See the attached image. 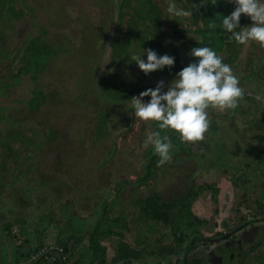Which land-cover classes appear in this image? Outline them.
Returning a JSON list of instances; mask_svg holds the SVG:
<instances>
[{
    "label": "rangeland",
    "instance_id": "rangeland-1",
    "mask_svg": "<svg viewBox=\"0 0 264 264\" xmlns=\"http://www.w3.org/2000/svg\"><path fill=\"white\" fill-rule=\"evenodd\" d=\"M9 1L8 5L0 6L1 14L7 19L13 14L19 18L8 22L0 15V45L7 47L3 53L8 55L3 60L0 57V78L16 73L20 64L15 61L16 68L11 69L14 66L10 62L13 55L10 50L42 35L38 46L47 60L44 63L47 69L39 81L47 93L57 92L54 99L63 106L49 105L32 117L27 115L30 112L28 99L34 94L31 90L29 93L32 83L24 76L15 86L3 90L4 96L0 94V262H12L14 243L19 241L6 235V225H11L16 232L20 228L18 224L27 221L24 224L27 235L36 231L45 244L54 246L58 235L63 238L73 233L75 229L70 225L76 226V220L83 221L82 229L92 228L101 210L108 209L111 218H120L124 224L107 223L104 229L122 233L121 241L138 252L131 264H158L159 261L161 264H177L176 256L161 259L160 249L168 247L172 241L173 216H184L182 207L187 214L186 206L191 202L194 215L202 219L212 217V222L219 225L215 228L209 224V228L202 230L204 238H210L216 232L224 233L216 239L220 245H200L191 257L200 258L202 264H211L208 255L221 253L225 264H264V259L257 261L258 252L249 249L257 242L264 243L263 222L246 227L247 230L257 229L259 234L257 238L251 237L250 242L239 234L234 235V239L225 237L239 224L241 213L246 212L243 207L240 211L235 208L236 200L239 201L241 195L251 200L264 192V144L251 137L254 130L246 122L264 119V110L260 108H264V48L255 42L242 45L233 70L239 80L250 71H261L256 82L240 83L243 89L249 87L248 90L254 91L251 95H255L258 108L241 100L240 109L216 110L218 114L212 131L208 130L197 149L191 147L183 153L174 140L171 141L172 159L157 171L154 178L139 183L143 175V144L152 132V123L146 124L135 118L130 100L116 108L108 104L95 88L108 61L103 58V51L108 54L105 45L110 35L114 37L119 6L126 0ZM134 1L137 0H131L130 4L133 5ZM150 1L160 8L166 19L162 27L171 34L172 14L167 9L170 5L177 9L181 6L171 0ZM10 6L15 11L11 14L6 8ZM126 11L129 10L126 8ZM180 19L184 24L190 21V18ZM188 30L184 28L180 33L185 41L190 42L194 37L183 32ZM45 45L48 46L47 52L60 53L55 58L44 54ZM100 111L109 115L110 121L104 128L107 134L97 140L94 137ZM44 119L47 126L57 130V139L49 140V128H44L46 125L41 123ZM115 130L118 131L116 134L110 133ZM250 145L255 150L248 153ZM180 153L183 155L179 156ZM216 161L221 163L217 168ZM210 165L213 166L211 170H206ZM198 185L213 188L211 195L218 202H211L209 192L201 193L197 190ZM116 187H119L118 194L114 196ZM194 193L201 194L195 201ZM156 195L168 205L167 208L159 205L160 211L167 209V220L153 216L151 210L158 211ZM113 197L117 198L111 205ZM214 209L219 211L217 215ZM223 220L228 221V229L223 228ZM182 225L180 222V227ZM27 238L34 247V236ZM119 242L118 237L104 240L108 261L114 257ZM84 245L76 247L75 258L86 260L87 245ZM240 252H245V257ZM181 257L179 254L178 258ZM108 264L130 263L121 260Z\"/></svg>",
    "mask_w": 264,
    "mask_h": 264
},
{
    "label": "trees",
    "instance_id": "trees-1",
    "mask_svg": "<svg viewBox=\"0 0 264 264\" xmlns=\"http://www.w3.org/2000/svg\"><path fill=\"white\" fill-rule=\"evenodd\" d=\"M171 1L176 5H180V9L191 10L193 13V15L189 19L190 21L186 24L181 23L182 21L180 17L172 15V17L170 18L171 23H173V25H171V27L173 28H171V34L166 32V30L162 27V24L164 21H166V19L161 14V10L156 5V3L150 0H137L134 1L132 5L130 4L131 0H126L125 2L120 4L117 30L115 31L113 38L110 35V38L105 45V49H108V54L106 53L107 51H103V54L105 55L103 56V58H108V61L106 62V69L99 77L97 85L95 87L106 99V102L111 106L117 108L120 103L127 102V100H131L132 97H138L141 92L146 91L150 88L155 89L160 81H164V83L166 81L168 83H165V88L163 89L166 92L165 89L168 88V85L176 78V74L179 73L184 67L188 66V64L195 62V58L191 56V50L193 48L209 47L216 51L218 55L222 56L223 62L229 64L232 70L236 68V59L242 45L237 44L235 41L229 43L228 37L230 34L226 33L222 28L223 17L230 15L234 11L235 5L231 3L230 0ZM9 2V0H0V6L4 7L5 5H8ZM192 5H201V7H199V10H197ZM6 8L10 14L12 12H15L13 6ZM126 8L129 11H126ZM0 15H3V13L1 14L0 12ZM3 17H5L8 22L19 18L18 15L15 16V14L9 17V19H7L6 15H3L2 18ZM173 17L174 19H172ZM133 18H135V20H133ZM183 24L186 26H184ZM250 24V19L243 16L241 17V27L250 26ZM184 28L190 29L188 31H183L184 33H186L184 35L190 34L194 37L190 42L185 41L183 39L184 36H181V34L183 33H180V31H182ZM239 30L240 29H237V31ZM2 36L3 38H7L4 35ZM41 37L42 35H36L27 40L28 43H26L25 41L26 45H24L25 43H23L19 48L16 47V50H10V53L13 54L10 62L14 66L11 69L16 68L14 64L17 63L15 61H19L20 64L16 69V73L5 75L4 79L0 78V94H2L3 90L8 89L11 86H15L20 77H28L33 86H31V89H29V93L31 90L34 94H30L31 97L28 99L30 103V112H28L27 115L29 114L30 117H32L35 113L37 114L41 111H44L45 109L43 107L45 106H63V104L54 99V95H56L57 92L53 90L52 92L47 93L42 87L43 84L39 81V77L47 69V66L44 64L45 62H47V60L43 58L41 49L38 46ZM47 47L48 46L45 45L43 48L44 54H50L52 58H55L60 53L58 51L49 53L47 52ZM258 47L260 46L258 45ZM38 48L40 49L39 52ZM6 49L7 47L3 48L0 45V57L2 58V60L4 58H8V55L6 53H3ZM145 49L154 50L158 54V56L167 54L174 57V67H172L171 69L166 67L162 71H156L145 75L139 69L137 64L130 60V57L132 55H142V50ZM142 59L146 61L147 56L144 55ZM120 69L123 70L122 73ZM108 70L110 71L108 72ZM260 76L261 71L253 70L252 72L250 71L247 76H243L242 80L239 81L240 83L247 80V83H249L250 80H254V82H256L258 80V77ZM7 80L11 81V83H8ZM154 82L156 84H153ZM248 88H244L245 96L242 101L249 102L254 108H258L255 106L257 104L255 95H251V93H254V91L248 90ZM2 95L4 96V94ZM149 100L150 97L144 98L145 102ZM258 105L260 107L259 103ZM237 108L240 109V106ZM260 108L264 110L263 107ZM132 109L133 108L131 107V110ZM210 110H208V115L211 121L209 127V129L211 130L214 126L213 123L215 120V116H217L218 112L211 108ZM97 120L99 121V123L96 128L94 139L98 140L99 138L107 134L104 128L106 127L108 120L110 121V116L100 111L99 115H97ZM250 121L251 119L248 121L246 120L248 126L249 124L251 125L249 126V128L254 130V132L251 133V137L257 140L258 143L262 141V144H264V119H255L253 122L249 123ZM41 123L46 125L44 128H49V136L51 137L49 140L58 138L59 134L57 130H54L52 127L47 126L48 124L46 123L45 119L44 122L41 121ZM152 127L153 129L151 133L159 132L161 136L168 135L170 140H174L175 144H177L181 148L180 152L183 151V153H185L186 151L190 150L191 147H196L197 149V146L200 143H182L179 139L178 134H176L175 132L161 130L159 129L158 124L155 122H152ZM117 132L118 131L115 130L111 131L110 133L116 134ZM202 148L204 149V145ZM247 150L248 153H250L254 151L255 148L253 145H250L248 146ZM178 155L181 156L183 154L180 153ZM141 158L143 159V175L140 177L139 183H144L154 178L157 171L160 170V168H162L164 165H159V157L154 153V148L151 145L143 150ZM219 164L221 163L216 161L215 168H217ZM212 167L213 166L210 165L206 168V170H211ZM126 184L129 185V183ZM114 189L115 190L113 191V195L117 196L119 187H116ZM197 190H200L201 193L208 191L211 202H218L216 197L214 195H211L213 188L205 185H198ZM193 195L195 196L193 198V200L195 201L201 194L196 195V193H194ZM156 196L158 202V211L151 210L153 212V216H162L161 218H163V220H167V209L162 212L159 210V205L165 208H167L168 205L164 202H161L162 199L158 195ZM115 198L113 197L110 200L111 205L112 201H114ZM151 201L152 200H150L149 202ZM109 204L110 202H108V206ZM149 204L151 205L153 204V202ZM186 207L188 210L187 214L185 212V208L182 207L181 210L183 211L184 216H180L179 214L173 216V223L171 227L172 241L170 242L168 247L164 246L160 249V256H163L161 259L168 256H176L175 263L177 262V264H202L200 258L191 257L192 253L198 246L206 245V240H202L205 239L203 237L202 230L209 228V224H213L215 228L219 225L216 222H212V217L210 219H202L197 215H194V213L192 212L191 202H188V205ZM242 207L246 209V212L241 213L239 224L257 219L258 217H264V192L258 193V195H256L251 200L241 195L240 200H236L235 202V208L240 211ZM213 212L217 215L219 211H217V209H214ZM247 216H249L250 218H247ZM95 221L96 222L94 227L82 229L81 226L83 225V221L76 220V226L70 225L72 229H75L73 233L68 236H63V238L58 235L55 239L54 246L45 244L41 235L37 234L36 231H33V234H31L30 236L27 235L26 233L28 230L25 228L26 225H24L27 223V221L22 222L23 224H18L20 228L19 230H16V232L13 231L11 225H6L4 229L6 235L12 236V238L15 237V239L19 240L14 243L15 257L12 262H10V264H108L109 262L116 263L121 260L131 264L132 259L134 260L138 257V252L134 251V249L132 248H128L127 244L121 241V239L123 238L122 233L111 231L109 228L104 229V226H107V223H116L122 226L124 224L122 219L111 218L109 210L103 209L101 210L98 218H96ZM226 221L223 220L221 222H223V228L228 229L227 227L229 226V224L227 223L228 221ZM261 221L264 223L263 220ZM167 222H169V220ZM180 222L183 223L182 227H180ZM223 234L224 233L222 232H216L212 237H218ZM261 234H263L264 236V231H262ZM31 236H34L35 238L36 245L34 247H32V241L27 238ZM112 237H118L120 242L116 245V252L114 257L110 261H108V248L105 245L104 240L111 239ZM84 244L87 245V248L85 249L86 260H83V258H75V256L73 255L74 250H76L77 246L80 247ZM249 249L252 251H256V253L258 252L259 259L257 261H263V242H257L256 244L251 245ZM53 253H56L57 255L54 256ZM179 254H182L181 258H178ZM241 255L245 257L246 254L245 252H242ZM0 264L5 263L0 262ZM158 264H161L160 261Z\"/></svg>",
    "mask_w": 264,
    "mask_h": 264
},
{
    "label": "clouds",
    "instance_id": "clouds-1",
    "mask_svg": "<svg viewBox=\"0 0 264 264\" xmlns=\"http://www.w3.org/2000/svg\"><path fill=\"white\" fill-rule=\"evenodd\" d=\"M235 5L234 11L222 19V28L229 33L228 42L239 45L249 42L257 43L264 48V0H230ZM197 10L201 5H192ZM168 12L177 17L190 18L191 10L168 7ZM251 20L250 26L241 27V17ZM237 29H240L237 31ZM146 55L145 61L142 57ZM195 62L188 64L168 85L160 81L155 89H148L132 97L131 107L134 116L146 124L155 122L159 129L178 134L182 143L196 144L205 139L210 127L208 110L221 112L235 110L245 96L238 77L231 66L223 62V57L209 47H197L191 50ZM135 62L145 74L174 67L175 58L167 54L158 56L152 49L142 50V55H132ZM150 97L145 102L144 98ZM153 146L163 166L172 159L173 147L168 135L161 136L153 132L147 136L143 147Z\"/></svg>",
    "mask_w": 264,
    "mask_h": 264
},
{
    "label": "flooded vegetation",
    "instance_id": "flooded-vegetation-1",
    "mask_svg": "<svg viewBox=\"0 0 264 264\" xmlns=\"http://www.w3.org/2000/svg\"><path fill=\"white\" fill-rule=\"evenodd\" d=\"M256 220H258V222H255ZM261 220H263L264 221V217H258L257 219H253V220H251V221H249V224H247V222H246V224H244V222L243 223H241V224H238V225H236V227H234V228H232L231 230H230V232H232L234 229H236L237 227H240V226H244V227H242L239 231H237V232H235V233H233L231 236H229V237H231L232 239H234V235H236V234H239V236H242L243 237V239L244 240H246V241H248L247 239H250L251 237H253L255 234H256V236H255V238H257L258 236L257 235H259L258 234V232L256 233V230L257 229H250V230H247V228L246 227H252L253 225H255V223H260V222H262ZM247 230V231H246ZM218 237H210V238H205L206 239V243H210L209 245L211 246L212 244H214V246L215 245H220L221 243L217 240L216 241V239H217ZM220 240H222V239H220ZM212 247V246H211ZM208 250H209V248H208ZM206 252H208V251H206ZM241 253V252H240ZM240 253L238 254V257L240 258ZM206 254V253H205ZM213 256H214V254H212ZM207 256V255H206ZM216 257H221L222 258V262H221V264H225L224 263V255H222L221 253L220 254H217V255H215ZM211 258H212V256H210ZM214 261H216L217 262V260H215L214 259ZM212 264V263H211Z\"/></svg>",
    "mask_w": 264,
    "mask_h": 264
},
{
    "label": "water",
    "instance_id": "water-1",
    "mask_svg": "<svg viewBox=\"0 0 264 264\" xmlns=\"http://www.w3.org/2000/svg\"><path fill=\"white\" fill-rule=\"evenodd\" d=\"M255 222H258V220H256ZM242 227H244V226H240L236 231H232V232L226 234L225 237H229V236H231L233 233L239 231ZM256 233H257V230H256ZM255 236H256V234L254 235V237H255ZM247 240H248L247 242H250V241H251V239H247ZM245 241H246V240H245ZM210 256H212V258H211ZM208 258H209V261H210L212 264H221V262H222V258H221V257L213 256L212 253H211L210 255H208ZM214 259L217 260V262L214 261Z\"/></svg>",
    "mask_w": 264,
    "mask_h": 264
}]
</instances>
